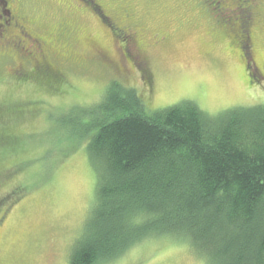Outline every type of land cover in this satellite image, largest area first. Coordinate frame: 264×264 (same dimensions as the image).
Here are the masks:
<instances>
[{"label": "rangeland", "instance_id": "374dc122", "mask_svg": "<svg viewBox=\"0 0 264 264\" xmlns=\"http://www.w3.org/2000/svg\"><path fill=\"white\" fill-rule=\"evenodd\" d=\"M100 1L108 12L131 6L143 31L142 53L152 84H143L142 73L129 60H120L115 46L120 48L121 41L111 43L91 12L73 7H82L80 1L28 0L21 5L31 27L43 36L54 35L62 22L69 26L61 48L55 46L49 55L63 75L59 87L18 81L11 75L16 55H0V264H70L97 181L86 151L89 134L76 128L88 120L84 115L98 111L111 81L134 87L150 111L182 100L209 114L264 103V82L247 80L238 51L208 30L192 0ZM155 32L166 39L152 43ZM88 35L110 65L88 59ZM252 43L256 62L264 65V29L252 27ZM100 264L205 262L186 241L159 236Z\"/></svg>", "mask_w": 264, "mask_h": 264}, {"label": "trees", "instance_id": "16d2710c", "mask_svg": "<svg viewBox=\"0 0 264 264\" xmlns=\"http://www.w3.org/2000/svg\"><path fill=\"white\" fill-rule=\"evenodd\" d=\"M84 116L76 132L89 134L97 181L70 264L105 263L159 236L186 241L205 264H264V103L150 111L113 80Z\"/></svg>", "mask_w": 264, "mask_h": 264}, {"label": "flooded vegetation", "instance_id": "af4514ba", "mask_svg": "<svg viewBox=\"0 0 264 264\" xmlns=\"http://www.w3.org/2000/svg\"><path fill=\"white\" fill-rule=\"evenodd\" d=\"M28 0H0V55L15 56L11 75L18 81L36 80L48 88H56L63 83V75L58 64L50 58L55 46L65 42L64 32L68 28L66 22L59 25L54 35L43 36L31 27L30 19L21 10V5ZM67 1L73 5L72 0ZM73 5L76 10L89 11L102 25L111 43L121 41L120 60H129L141 74L143 84L151 86V75L146 64L147 56L142 48V28L134 21L130 5H121L116 11L108 12L100 0H78ZM194 7L200 12L199 16L211 33H219L228 40L230 47L238 51L246 71L247 80L264 82V65L258 64L253 54L252 27L264 29V0H221L218 5L212 0H192ZM131 19V22H124ZM152 43L162 42L165 34L153 33ZM84 44L91 52L88 59L99 58L104 63L105 52L97 47V43L89 35L84 38ZM129 50L134 53L132 55ZM143 52V53H142ZM251 56V57H250ZM84 58V57H83ZM86 59V58H84ZM87 59V60H88ZM15 65V66H14ZM122 68L125 64L121 63ZM119 67V66H118ZM127 71V70H126ZM3 116H0L2 118Z\"/></svg>", "mask_w": 264, "mask_h": 264}]
</instances>
